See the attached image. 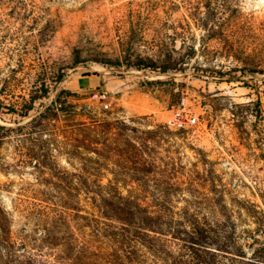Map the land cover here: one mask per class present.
I'll return each mask as SVG.
<instances>
[{
    "label": "rangeland",
    "instance_id": "1",
    "mask_svg": "<svg viewBox=\"0 0 264 264\" xmlns=\"http://www.w3.org/2000/svg\"><path fill=\"white\" fill-rule=\"evenodd\" d=\"M44 80L47 95L26 116L11 110L41 93ZM98 91L106 96H92ZM183 97L199 117L194 136L163 125ZM92 119L111 123L114 149L101 148L99 133L98 150L72 154L78 135L66 136L67 124ZM118 121L134 128L120 133ZM147 131H164L150 145L179 170L184 197L191 187L216 185L228 207L254 203V214L264 215V0H0V204L13 236L42 231L31 212L46 204L41 193L92 189L81 181L92 159L101 183L124 171L125 137L138 142ZM32 152L50 158L55 172L34 166ZM162 181L158 173L148 190L162 189ZM81 205L91 218L92 198ZM250 218L240 225L254 228L256 245L264 226ZM67 219L79 239L92 237L90 219Z\"/></svg>",
    "mask_w": 264,
    "mask_h": 264
},
{
    "label": "trees",
    "instance_id": "2",
    "mask_svg": "<svg viewBox=\"0 0 264 264\" xmlns=\"http://www.w3.org/2000/svg\"><path fill=\"white\" fill-rule=\"evenodd\" d=\"M79 61L75 57L73 63ZM154 64L150 60L148 66ZM160 68L166 70L167 67L161 65ZM62 76L61 73L50 80L59 81ZM48 88L45 80L42 81L41 93H32L18 109L12 107L11 110L26 116L33 102L47 95ZM254 104L259 109L260 99ZM52 114L40 113L39 117L53 119ZM36 118L28 122L31 124ZM118 123L120 133L134 128L124 121ZM163 125L156 128L160 130ZM67 126L64 130L66 136L78 135L73 137L77 143L72 154L79 153V156L80 146L98 150L94 143L99 133L101 148L104 151L114 149L109 144L112 127L108 121H74ZM147 132L143 137L136 136L138 142L125 137L126 155L121 163L124 171L114 173L106 183L100 182L92 159V172L87 171L81 176L82 182L92 183V189L81 187L57 191L56 194L41 193L38 199L46 204L40 203V207L31 211L36 216L35 225L42 228L41 232L31 234L24 231L13 236L10 214L0 204V264H264V240L254 245L258 241L254 237V228L240 225V221L251 217L250 220L258 225L257 229L263 231L264 215L259 216L261 211L258 209L254 214L256 204L238 209L228 207L216 185L209 190L213 196L209 191L191 187L190 197H184L178 185L179 170L175 164L168 166L170 163L158 160L154 147L150 145L163 141L164 131L160 134ZM29 156L36 158L34 166L55 172L57 167L50 158L39 160L36 152ZM158 173L163 177L164 187L148 190V183ZM122 188L127 192L123 193ZM81 193L83 197H80ZM90 197L92 217L88 218L80 213L81 200ZM179 198L184 201L182 205L177 204ZM72 214L78 219H90L91 238L82 234L79 239L75 231L69 229L71 224L67 216ZM80 226L81 223L76 221L75 230Z\"/></svg>",
    "mask_w": 264,
    "mask_h": 264
},
{
    "label": "built area",
    "instance_id": "3",
    "mask_svg": "<svg viewBox=\"0 0 264 264\" xmlns=\"http://www.w3.org/2000/svg\"><path fill=\"white\" fill-rule=\"evenodd\" d=\"M106 96V91H98L92 96ZM90 108V105H86ZM164 125L172 130L181 131L186 135H197L199 132V117L185 98H181L175 107H172L170 116L165 120Z\"/></svg>",
    "mask_w": 264,
    "mask_h": 264
}]
</instances>
